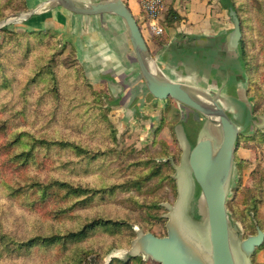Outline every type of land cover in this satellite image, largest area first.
<instances>
[{"label":"rangeland","instance_id":"374dc122","mask_svg":"<svg viewBox=\"0 0 264 264\" xmlns=\"http://www.w3.org/2000/svg\"><path fill=\"white\" fill-rule=\"evenodd\" d=\"M41 1L26 0L27 10L16 12L22 6L19 0H0V16H7L0 26L12 21L0 29V264H161L144 252L132 255L131 250L140 232L160 239L168 236L171 213L168 207H174L178 199L176 166H180L184 153L180 127L188 139L192 136L191 149L202 129L217 138L220 134L205 116L184 106L177 109L171 122L176 124L175 137L171 127H165L164 123L157 133L162 126L160 117L152 133L148 129L149 134L139 123L122 129V118L112 112L109 95L102 96L103 99L100 96V100L95 98L85 83L86 77L91 82L87 73L86 77L78 74L76 57L58 34L41 31L45 38L27 35L31 31L23 28L22 19L30 16L32 8ZM260 1L264 8V0ZM236 4L244 21L249 54L258 65L257 75L250 77L242 64L247 101L240 99L246 105L236 119L241 128L239 135L253 136L257 130L264 134V128H259L262 124L259 117L264 114V11L258 10V0H236ZM3 29L8 30L5 33ZM47 64L59 80L58 93L50 91L51 75L36 77ZM92 87L101 93L108 91L106 86L92 83ZM56 99L61 101L59 105H55ZM21 133L43 136L42 139L69 140L80 144L83 152L76 155L68 147L52 145L41 149L37 145L27 165L20 164L22 145L30 141L28 137L16 141ZM165 144L174 153L180 151L178 160L169 157L170 167L161 165L168 160L164 157ZM237 158L247 160L240 171ZM262 174L264 143L243 142L239 146L238 136L226 203L234 246L252 236L249 233L253 228L247 230L241 222H233L228 203L237 184L241 188L251 187ZM57 181L80 187L86 193L77 197L56 184ZM36 182L46 185L45 188L30 187ZM191 185L187 214L203 228L205 199L197 183L193 181ZM57 191L62 199L55 198ZM234 203L239 211L245 208L243 195L235 197ZM259 219L264 225V197ZM94 220L101 223L82 241L64 239L53 244L25 246L28 238L57 230L68 234L82 230ZM255 226L258 232L261 227L258 223ZM77 246L87 250L83 251L81 261L75 263L73 255ZM250 260L252 264H264V243Z\"/></svg>","mask_w":264,"mask_h":264},{"label":"crops","instance_id":"0c3cea01","mask_svg":"<svg viewBox=\"0 0 264 264\" xmlns=\"http://www.w3.org/2000/svg\"><path fill=\"white\" fill-rule=\"evenodd\" d=\"M123 1L136 18L159 73L173 82L191 84L210 92L220 91L221 100L226 102L241 129L236 117L247 101L244 98L245 71L239 47H231L235 22L229 1L166 0L160 18L164 33L159 36L151 31L140 0ZM171 11L179 19L166 24V15ZM22 21L26 30L51 31L61 37L66 48L83 65L91 82L110 90L112 112L122 118V129L139 123L143 129L151 128L152 133L157 117H164L171 123L181 106L191 109L172 98L173 102H169V98L160 100L151 95L120 17L77 15L51 0H42ZM242 98L245 102L240 100ZM189 139L187 135L190 147Z\"/></svg>","mask_w":264,"mask_h":264},{"label":"water","instance_id":"95a60500","mask_svg":"<svg viewBox=\"0 0 264 264\" xmlns=\"http://www.w3.org/2000/svg\"><path fill=\"white\" fill-rule=\"evenodd\" d=\"M51 1L77 15L120 17L126 25L141 75L151 95L160 100L172 98L218 126L220 138L202 129L192 149L180 127L184 153L180 166H176L178 199L174 207H168L171 211L168 215V236L160 239L140 232L131 254L144 252L161 264H252V254L264 243V231L258 229L256 235L248 237L237 246L233 245L226 203L241 131L219 94L191 84L173 82L161 75L136 18L123 0ZM231 16L235 22L231 47L237 49L243 35L233 9ZM9 22L12 21H6L0 29ZM259 120L262 122L259 128H264V114ZM193 181L200 187L206 203V224L203 228L187 214ZM234 229L238 231L237 227Z\"/></svg>","mask_w":264,"mask_h":264},{"label":"trees","instance_id":"16d2710c","mask_svg":"<svg viewBox=\"0 0 264 264\" xmlns=\"http://www.w3.org/2000/svg\"><path fill=\"white\" fill-rule=\"evenodd\" d=\"M229 1V7L231 9H233L236 14L237 17L240 21L241 24V32L243 35V38L240 41V46H239V50H240V60L241 63L243 64L244 68L246 71H248L250 77L252 75H257L258 73V65L254 62V60L251 58L250 54H249V41L246 40L245 38V31H244V21L240 15L239 12V8L236 4V0H228ZM19 3L22 5L20 6L16 12H20L22 10H27V6H26V0H19ZM258 10L260 11H264L263 8V3L262 1L258 0ZM6 15H2L0 16V21L3 20L4 18H6ZM262 17L264 19V12L262 13ZM179 19V16L175 13V12H168L165 18V23L166 24H170L173 21H176ZM8 29H3V32H7ZM51 32V31H48ZM27 35L29 36H38L41 38H45V35L43 32L41 31H31L29 32ZM77 62H76V67H77V71L79 75L85 76L86 77V71L85 68L83 67V65L78 61V59L76 58ZM41 70H43V72L41 73H37L36 77L39 76H44L46 74L51 75V82H50V91H56L57 93L59 92L58 89V84H59V80L57 78V76L55 75V72L53 71L52 67L50 66V64L44 65ZM87 78V77H86ZM85 78V83L87 85V87L89 89H91L92 93H94L95 98H98V100H100V96L103 99L102 96L104 95H109V97L111 98V93L110 90L108 89L107 93H101L99 91H96L93 87H92V83ZM251 88V87H250ZM250 88H248V95L251 94L249 92ZM80 93V92H79ZM59 97V96H56ZM58 99L55 100V105H59ZM169 102H173V100L171 98H169ZM56 109V108H55ZM53 116H56V113L52 114ZM163 123L165 124V127H171L172 129V134H174L175 137V131H174V124L167 122L166 119L163 117L162 120V126L159 128V130H157V133H159L163 128ZM115 131V130H114ZM30 134V135H29ZM21 133L19 134L15 140L16 141H20L22 139V137H28L30 138V141L24 143L22 146L23 148L21 149V151L19 152L20 156L23 157V159H21L19 162L20 164H26L32 154L31 151H33V149L37 146L40 145L39 148L43 149L46 146H52V145H58L60 148L64 149L65 147L71 148L74 150V152L76 153V155H79L80 153L83 152V148L80 144H76L75 142H71L69 140H62V141H58V140H52L49 138L46 139H42L43 136H36L34 134L31 133ZM264 137L263 132L257 130L253 136H245V135H239V146L241 143L243 142H253V143H260L263 142L264 143V139L263 141L262 138ZM174 142L177 144V140L175 139ZM19 144V143H17ZM164 146V144H163ZM165 155L164 157L167 158V162L162 163L161 165H168L170 167L171 163L169 160V157H174L177 159L178 155H180V151L177 150L176 153H174L171 149V147L169 145L165 144ZM178 160V159H177ZM247 160H243L241 158H237L236 160V164H237V169L240 171L241 170V165L243 163H246ZM155 172H152V174L154 175ZM172 178V177H171ZM29 184V181L27 180V182ZM56 184H61L60 186L67 188L69 193H74L75 196L77 197H81L83 193H86V190H82V188L80 187H74L73 185L63 182V181H57ZM35 185H38L39 187H43L45 188L46 185L40 184L39 182L33 183L30 187H34ZM235 193H233V197L231 198V200L228 203V209L230 212V218L233 222H241L243 224V226L248 230L251 228H253L249 234L250 235H256L257 231H256V226L255 224L258 223L259 226L261 227V230L264 231V225L261 224L260 219H259V207L260 205L263 203V197H264V174L261 175V178L259 181L257 182H253V185L251 187L248 188H241L240 184H237L236 188L234 189ZM92 191V190H91ZM239 195H243V203L245 205V208L243 209V211H239V209L237 208V206L234 203L235 197H239ZM55 198H60L62 199V195L60 197V192L57 191L54 194ZM242 215H240V214ZM98 223H101L100 220H94L91 224H88L87 226H85L84 228H82V230H80V228L77 230H72L71 232H69L68 234H64V232L62 230H57V231H52L47 235H42V236H35L34 238H28V241H26L25 246L26 247H31L34 245H38V244H53V243H57V242H61L64 239H70V240H74V242L77 241H82L84 240L89 232L96 226L98 225ZM105 223H109L108 221H106ZM85 247H81V246H77L75 251H74V262L78 263L79 261H81L82 259V254L83 251L86 252L85 250H87L86 248L83 249ZM129 259H131V257L129 256ZM136 259V258H135ZM139 261H141L142 263L144 262L141 258L139 259ZM125 264V263H124Z\"/></svg>","mask_w":264,"mask_h":264},{"label":"built area","instance_id":"2783aa9c","mask_svg":"<svg viewBox=\"0 0 264 264\" xmlns=\"http://www.w3.org/2000/svg\"><path fill=\"white\" fill-rule=\"evenodd\" d=\"M165 2L166 0H140L142 10L149 20V27L158 36L164 33L160 18L165 9Z\"/></svg>","mask_w":264,"mask_h":264},{"label":"bare ground","instance_id":"6f19581e","mask_svg":"<svg viewBox=\"0 0 264 264\" xmlns=\"http://www.w3.org/2000/svg\"><path fill=\"white\" fill-rule=\"evenodd\" d=\"M209 123H210L211 126H213V127L218 131V128H217L218 126H217V125L212 124L211 122H209ZM218 132H219V131H218ZM219 138H220V137H219Z\"/></svg>","mask_w":264,"mask_h":264}]
</instances>
